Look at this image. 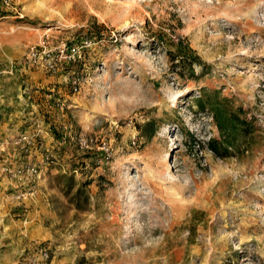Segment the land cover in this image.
I'll use <instances>...</instances> for the list:
<instances>
[{
	"label": "rangeland",
	"instance_id": "374dc122",
	"mask_svg": "<svg viewBox=\"0 0 264 264\" xmlns=\"http://www.w3.org/2000/svg\"><path fill=\"white\" fill-rule=\"evenodd\" d=\"M0 13L3 112L13 113L19 86L39 105L0 140V168L42 171L26 198L37 200L46 264H264V0H0ZM45 35L94 42L74 66L80 93L63 91V113L46 86L33 98L14 74L35 71L23 53ZM214 91L256 119L223 159L207 148L219 134L197 105ZM20 134L32 137L27 156L13 145ZM9 144L13 166L3 158ZM4 183L0 170V195L22 201L13 196L24 190Z\"/></svg>",
	"mask_w": 264,
	"mask_h": 264
},
{
	"label": "built area",
	"instance_id": "2783aa9c",
	"mask_svg": "<svg viewBox=\"0 0 264 264\" xmlns=\"http://www.w3.org/2000/svg\"><path fill=\"white\" fill-rule=\"evenodd\" d=\"M3 2L7 6L9 5V0H3ZM13 10L16 12L15 9ZM93 46L94 42L89 38L70 43L64 41L56 43L48 35H45L37 45L27 47L25 56L29 67L37 72L48 74L49 77L59 78L63 86V91L77 95L82 89L83 81L80 75L74 70V66L86 62L87 51L92 49ZM61 98L62 96L52 97L51 105L54 109L63 113L66 107L65 100ZM76 142L79 149H90L86 139L79 137ZM32 143V137L27 134H20L13 141L15 148L25 156L31 153ZM3 150L0 147V154ZM101 150H104V147H101ZM105 152H108V150L106 149ZM0 170L7 177L11 185H16L24 190L17 192L13 196L15 200H23L33 195L36 192V186L43 176L40 167L34 163H20L11 168L3 165ZM74 173H77V171L74 170ZM49 259L50 253L48 249L38 247L22 255L21 263L46 264Z\"/></svg>",
	"mask_w": 264,
	"mask_h": 264
},
{
	"label": "crops",
	"instance_id": "0c3cea01",
	"mask_svg": "<svg viewBox=\"0 0 264 264\" xmlns=\"http://www.w3.org/2000/svg\"><path fill=\"white\" fill-rule=\"evenodd\" d=\"M23 54L25 56V52ZM7 55L8 54L4 53L3 51H0V62L8 60L9 57ZM14 65L18 66V63L15 62ZM21 68L19 67L14 71V74L17 76L16 80L21 78L22 84L26 83L31 85L30 88H33V98H41L42 94H40L41 92L39 93V91L43 90L45 86V90H47L49 93H54L52 95L57 96L62 94L60 96L67 98V96L62 92V86H59V84H61V80L59 78H46L40 72L29 69L28 71H25V68H23V70ZM2 74L3 71L0 72V75ZM47 85L49 86L47 87ZM20 87L21 86L16 88V99L14 101L15 104L12 105V109H9L13 113L9 114L7 116L8 118L3 112L6 110L5 108H8V105L6 106L4 103H2V101H0V140L12 139L17 133L15 129V123H20V120H15V118L19 119L20 116H24V114L31 115L32 111L34 112L35 110L34 108L39 106L36 105L35 107L31 103H26L24 100V90L20 91ZM48 96L50 97V94H48ZM44 97L47 96L45 95ZM46 102L47 101H40L41 105L45 104ZM17 106L22 107L18 109ZM28 107H30V110ZM3 158L7 164L13 166L18 162L19 155L17 154V150L9 144L5 148ZM6 184L4 183L3 186V188L6 190L15 189L11 185L5 186ZM36 201L37 200H33L31 198H26L20 202H10L7 201L4 196L0 195V264H22L21 256L35 248L40 247V241L46 237L41 224L38 222V212L34 211V205L36 204ZM21 204H24L23 207L27 208V210L21 214V218H10L12 207L15 208V213L12 215L19 217L21 210L16 209V206H20ZM50 264L57 263L52 261Z\"/></svg>",
	"mask_w": 264,
	"mask_h": 264
},
{
	"label": "trees",
	"instance_id": "16d2710c",
	"mask_svg": "<svg viewBox=\"0 0 264 264\" xmlns=\"http://www.w3.org/2000/svg\"><path fill=\"white\" fill-rule=\"evenodd\" d=\"M5 16L4 13H0V20L4 19ZM180 49H183V46H180ZM173 58V60H180L181 63L187 60L178 55L173 56ZM191 74H193L192 71ZM261 91L264 94V87ZM197 105L201 109H208L218 131L219 139H209L207 142V148L218 158L223 159L232 156L230 150L236 147L237 142L249 138L256 130L254 116L248 118L247 112L242 106H234L230 99L220 97L216 91L204 99H198ZM151 125L152 123H146L141 126L142 130H149L146 135L147 139H151L155 134Z\"/></svg>",
	"mask_w": 264,
	"mask_h": 264
}]
</instances>
